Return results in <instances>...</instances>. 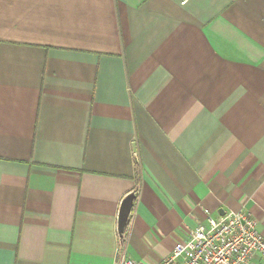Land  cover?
Returning a JSON list of instances; mask_svg holds the SVG:
<instances>
[{"label":"crops","instance_id":"1","mask_svg":"<svg viewBox=\"0 0 264 264\" xmlns=\"http://www.w3.org/2000/svg\"><path fill=\"white\" fill-rule=\"evenodd\" d=\"M157 264L245 210L264 236V0H0V264Z\"/></svg>","mask_w":264,"mask_h":264},{"label":"built area","instance_id":"2","mask_svg":"<svg viewBox=\"0 0 264 264\" xmlns=\"http://www.w3.org/2000/svg\"><path fill=\"white\" fill-rule=\"evenodd\" d=\"M114 264H139L125 256L124 238H118ZM157 264H264V236L245 210L226 211L187 231L170 255Z\"/></svg>","mask_w":264,"mask_h":264},{"label":"water","instance_id":"3","mask_svg":"<svg viewBox=\"0 0 264 264\" xmlns=\"http://www.w3.org/2000/svg\"><path fill=\"white\" fill-rule=\"evenodd\" d=\"M134 199H135L134 192H130L122 199L120 203V207L117 215V232L119 236H122L123 234Z\"/></svg>","mask_w":264,"mask_h":264},{"label":"trees","instance_id":"4","mask_svg":"<svg viewBox=\"0 0 264 264\" xmlns=\"http://www.w3.org/2000/svg\"><path fill=\"white\" fill-rule=\"evenodd\" d=\"M124 229H125V228H124ZM123 236H124V231H123V234H122V236H120V238H121V239H123Z\"/></svg>","mask_w":264,"mask_h":264}]
</instances>
